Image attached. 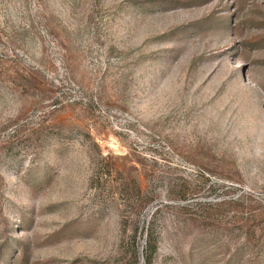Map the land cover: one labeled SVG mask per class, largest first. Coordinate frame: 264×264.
Wrapping results in <instances>:
<instances>
[{
  "label": "rangeland",
  "instance_id": "rangeland-1",
  "mask_svg": "<svg viewBox=\"0 0 264 264\" xmlns=\"http://www.w3.org/2000/svg\"><path fill=\"white\" fill-rule=\"evenodd\" d=\"M0 264H264V0H0Z\"/></svg>",
  "mask_w": 264,
  "mask_h": 264
}]
</instances>
